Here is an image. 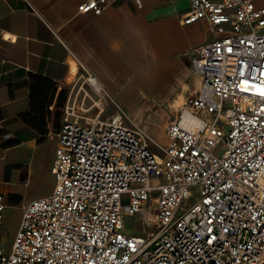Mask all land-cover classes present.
Returning <instances> with one entry per match:
<instances>
[{
	"label": "built area",
	"instance_id": "1",
	"mask_svg": "<svg viewBox=\"0 0 264 264\" xmlns=\"http://www.w3.org/2000/svg\"><path fill=\"white\" fill-rule=\"evenodd\" d=\"M188 2L182 24L204 21L215 39L190 53L200 89L161 156L86 74L89 91L64 105L54 189L23 209L8 251L0 195V264H264V7ZM110 5L79 0L76 11ZM127 216L148 219L145 236L124 232Z\"/></svg>",
	"mask_w": 264,
	"mask_h": 264
},
{
	"label": "crops",
	"instance_id": "2",
	"mask_svg": "<svg viewBox=\"0 0 264 264\" xmlns=\"http://www.w3.org/2000/svg\"><path fill=\"white\" fill-rule=\"evenodd\" d=\"M109 1L96 16L77 14L79 0H0V195L2 230L12 227L13 238L26 205L54 189L64 105L89 91L86 74L131 110L134 125L159 148L168 144V125L199 92L190 53L215 35L204 21L182 24L188 0H140V7ZM37 76L58 85L56 101L45 95L33 102ZM143 115L155 116L157 126Z\"/></svg>",
	"mask_w": 264,
	"mask_h": 264
},
{
	"label": "rangeland",
	"instance_id": "3",
	"mask_svg": "<svg viewBox=\"0 0 264 264\" xmlns=\"http://www.w3.org/2000/svg\"><path fill=\"white\" fill-rule=\"evenodd\" d=\"M261 4L264 5V0H261ZM113 112V109L110 108L108 113L106 115H109L110 113ZM127 116L128 118L133 122L134 121V115L132 114L131 110H129L127 108ZM142 117H145V121L151 123L152 126H154V128L157 126L156 125V118L155 116L152 118H148L146 115H143ZM158 143L161 144V146L163 145V142H161V140H158ZM150 147L153 150V152L157 153L159 156H161L160 153V148L158 147L157 144L154 143V141H152L150 139L149 141ZM221 145V143H220ZM197 200V194L195 192V195H193L190 199H188L187 201L184 202L183 207L188 208L190 207L193 203H195ZM149 210H146V215L145 217H148L149 215ZM144 220H148V219H144L142 218V216H127L125 217V222H124V232L126 234L132 235V236H145V232L148 231V227L147 225L144 223H146V221ZM13 228H9L6 230V228H4L2 230V240L5 246L6 251H8L11 247L12 241H13Z\"/></svg>",
	"mask_w": 264,
	"mask_h": 264
},
{
	"label": "trees",
	"instance_id": "4",
	"mask_svg": "<svg viewBox=\"0 0 264 264\" xmlns=\"http://www.w3.org/2000/svg\"><path fill=\"white\" fill-rule=\"evenodd\" d=\"M32 94L34 95L33 102L35 103L40 102V99L35 100V98H38L41 96V98H45V95L49 96V100L56 101L57 100V91H58V85L51 82L50 80L43 78V77H33L32 79ZM60 98H58L59 100Z\"/></svg>",
	"mask_w": 264,
	"mask_h": 264
},
{
	"label": "bare ground",
	"instance_id": "5",
	"mask_svg": "<svg viewBox=\"0 0 264 264\" xmlns=\"http://www.w3.org/2000/svg\"><path fill=\"white\" fill-rule=\"evenodd\" d=\"M184 123L186 126H188L189 128L193 127L194 125H196V121L190 120V119H186L184 120Z\"/></svg>",
	"mask_w": 264,
	"mask_h": 264
}]
</instances>
